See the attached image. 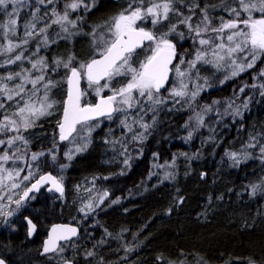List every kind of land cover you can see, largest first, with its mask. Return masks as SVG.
I'll return each instance as SVG.
<instances>
[{
    "label": "trees",
    "instance_id": "trees-1",
    "mask_svg": "<svg viewBox=\"0 0 264 264\" xmlns=\"http://www.w3.org/2000/svg\"><path fill=\"white\" fill-rule=\"evenodd\" d=\"M75 1L78 2L55 0V4L51 3L53 8L48 4L45 7L39 0H22L11 17L10 5L0 8V25H8L10 19L17 18L14 32L0 27V77L6 78L24 69L28 70L26 74L30 79L44 75V80L35 86L24 81L23 76L1 81L7 82L10 90L23 83L25 90L3 103L0 122H4V116L8 115L19 124V117L12 115L16 109L10 104L18 100H23V106L38 103L45 94L44 83L51 80L55 84L48 91L52 107L47 111L51 114L32 117L33 126L26 130L21 127L19 132L15 129L0 132V140L5 141L0 144V156L7 154L9 157L6 161L0 160V175L12 174L2 201H6L9 195L17 198L46 171L55 174L65 185L62 196L42 191L31 201H23V208L27 205L32 212L29 214V210H23V216L29 214L40 230L32 240L22 234L23 229L19 230V235L8 234L2 223L10 225L12 220L0 217V257L8 264H39L36 240L43 238L49 224L71 222L81 228L76 239L78 242L74 244L79 252L72 254L100 255L103 249L109 248L112 253L121 252L125 257L137 254L136 260H122L121 264H249L250 261L264 264V55L252 62V67L227 78L224 83H209L208 89L184 106H181L183 101L178 107L162 105L156 110L154 121L145 117V129L137 127L143 137L138 140L139 137L131 135L122 150L113 149L111 144L124 135V122L116 119L104 122L95 130L92 128L91 133L90 127L87 131L78 130L77 133L89 135V138L84 143L87 145L74 153L68 142H62L58 135L70 71L62 65L57 67L55 61L67 62L71 56L74 59L70 67L79 69L80 64H87L102 54L110 46L113 36L108 34L102 38V44L99 33L109 29L113 17L129 9L130 4L133 8L139 0H115L113 3L104 0L101 5L97 0L91 1V4L97 2L96 6H91L87 0L73 14L66 6ZM231 1L173 0V7L178 12H170L169 18L154 31L155 37L161 39L168 32L164 28L171 29L173 25L179 28L171 31L169 36L177 49L173 68L183 55L195 52L193 31L185 29L181 21L191 17L194 26H202V9H207L211 24L205 37L210 39L208 44H203L200 53L208 52L217 43L211 28L221 26L216 16H221L222 8L230 6ZM156 2L160 4L164 0H143L142 6ZM52 11L61 16L67 11L69 20L75 21V25L67 21L53 23L57 15ZM225 16L227 19L232 17ZM243 16L241 14L240 18ZM25 25H34L27 29L33 35L27 37L26 44L23 43ZM41 28L46 31L41 33ZM9 42L20 47L5 52ZM22 51L24 59L6 63ZM152 53V42H149L127 57L133 67H141L155 54ZM236 55L242 61L251 57L247 49L236 52ZM41 59L47 67H31ZM196 69L192 71L197 73ZM81 76L82 101L94 103L99 95L97 87L106 79L90 86L84 70H81ZM118 77L113 83L115 90L126 84L131 73L123 69V74ZM171 83L172 78L160 90L161 95L166 94ZM35 89L38 91L32 95ZM3 93L0 90V101L6 99ZM106 120H94L89 125L93 127ZM19 135L28 143L19 139L7 143ZM32 153L44 155L33 161ZM26 176L29 178L24 179ZM15 184L21 188L13 187ZM253 186H256L255 194ZM87 188L89 192L85 191ZM90 193H93L94 201L105 196L99 207L87 204L86 196ZM7 201L6 213L13 212L14 223L22 224L21 208H16L12 199ZM95 206L98 210L94 209ZM107 238L117 242H85Z\"/></svg>",
    "mask_w": 264,
    "mask_h": 264
},
{
    "label": "snow or ice",
    "instance_id": "snow-or-ice-1",
    "mask_svg": "<svg viewBox=\"0 0 264 264\" xmlns=\"http://www.w3.org/2000/svg\"><path fill=\"white\" fill-rule=\"evenodd\" d=\"M22 0H0V6L7 8L9 3L19 4ZM44 0H39V3H43ZM82 2V0H81ZM135 2V0H133ZM239 3V10L236 8H226L225 11H229L233 14L234 18L221 22L220 28H211L213 32H223L224 29H229L230 34L227 35V41L230 42V46H226L224 43H220L216 47L224 50L226 48L227 55L231 56L236 52H242L247 49L248 54L252 57V62L258 59L261 55H264V15L259 19L253 18V12H259L264 14V0H237ZM139 3L142 5L143 0H139ZM79 3H72L67 5L66 8L70 7L72 9H76L79 7ZM198 7V5H197ZM178 12L177 9L173 7V0H164L163 3L157 4L153 3L151 7L146 9H142L141 7H136L134 10H131V4L129 5V9H126L125 12L129 14H125V12H121L118 16L112 18V24L109 27L108 31L112 34L113 39L111 40L110 46L106 48V50L101 54V59H93L90 63L80 64V68L70 67L72 60L74 57H69L67 62L56 60L55 64L57 67L63 66L65 69H69L71 75L68 76V98L65 102V107L63 109V121L58 122L60 129V138L66 139L67 135H70L73 131H75V126L77 124H83L88 120H91L94 116H103L108 115L111 118V113L115 111H119L120 109L114 108L113 105L116 103L117 96L121 97L120 103L125 104L128 107H131L132 93L133 91H137L140 96H144L145 93L148 94V98L152 99V92L155 90L156 92L163 86L164 81L167 79L168 74V64L171 62V59L174 55L175 45H173L170 41L166 39H162L156 48V53L147 59V61L141 65V70L137 71L135 69H130L133 73L131 80L126 84V86L119 88L113 91V95L108 96L106 98H101L100 102L95 105H87L86 107L80 106V97L82 93L79 89V80L81 78V70H84V74L89 81V85L93 83H99V80L103 79L105 76L111 78L114 73L118 74L119 70L115 68V64L117 60L123 59V63L126 64L128 62V57L124 56V53H131L134 47L138 46L140 42L143 40H153L154 37L151 32H146L143 28L137 29L134 27L137 20L142 19L143 16L151 15L153 17V23L159 22L161 19H167L169 12ZM16 12V9H13V13H9L11 17ZM204 13L203 21L204 24L203 29L197 25L194 31H196L197 35L202 31H209V25L211 24V20L208 17L207 9H202ZM241 12L247 14L246 19H241ZM54 15H57V19L53 21L56 24H62L63 21H67L68 23L75 25V21H70L68 18V12L61 16L53 12ZM179 14V13H178ZM182 15V14H181ZM191 17L185 18L182 23H188ZM17 24L16 19H10L8 25H0V27H5L8 31H15V26ZM240 25H244L242 28ZM50 26V25H49ZM29 27H34V25H25V39L23 43H27V37H31L33 33L31 31H27ZM188 27L191 29L192 25L188 24ZM245 28L247 30H245ZM67 32V28L63 29ZM171 30H175V25L172 26ZM46 31V28H41L40 32L43 33ZM127 37V39H125ZM47 38L45 37V40ZM223 39V38H221ZM200 44H208V40L200 39ZM14 47H20L19 44H9L4 49L5 52H10ZM214 55L218 57V59H223L224 57L218 56V53L213 52ZM203 58V54L198 52L196 55V60H201ZM24 59L22 53L15 56L14 59H9L6 63H15L16 61ZM235 63V61H233ZM195 61L189 63V67H193ZM38 65H43L47 67L44 63L43 59L36 61L32 64L33 68H36ZM239 70L242 71L244 69L243 65L238 66ZM247 67H252V63H249ZM177 71H179L177 69ZM27 69L22 70L21 73L9 74L6 78L0 77V81L7 79L12 80L16 77L23 76L24 81H28L35 86L40 81L44 80V75L41 74L37 76L35 79H30L29 75L26 73ZM236 73L234 72L233 75ZM183 75V73H180ZM55 84L48 80L44 83L43 87L45 90L44 97L40 102L39 107H35L30 103H25L24 107H20L18 112L13 113V116H18L20 119V123H17V120L11 119L8 115L4 116V122H0V132L9 129H15V131L19 132L20 128L23 127L25 130L29 127L33 126L32 117H38L46 114H51L47 110L52 107L51 103H47L48 101V91L50 87H54ZM108 85L105 84V87ZM182 87H187L186 85H182ZM24 84L21 83L16 86L14 90L8 89L7 85L3 86L2 91L7 96L8 100H12L14 98L13 92L15 95L19 96L22 92H24ZM38 89H35L32 95H35ZM99 91V90H98ZM174 94L177 96H184L185 93L183 91H175ZM196 92H193L191 95L194 98L196 96ZM161 101L157 100L156 103H160ZM0 108H4V104L0 102ZM147 127V125H144ZM191 135V133L189 134ZM17 139L23 141L25 144L28 142L24 139L22 135L13 136L11 139L7 141V143L12 144ZM5 143V141L0 140V144ZM82 149H77L80 151ZM264 151V149H262ZM44 155V153H32L31 158L33 161L37 160L39 156ZM235 159L236 154H231ZM9 157L7 154L0 156V160H8ZM55 159V157H53ZM11 173H9V178H11ZM17 175L19 173L17 172ZM31 173L29 174V176ZM29 176L24 177V179H28ZM51 181L52 187L63 194V185L61 180H58L56 177L51 175L41 176L39 180L36 181L35 184L31 186L25 193L26 197L29 192L38 190V186L43 183ZM16 185H13L15 187ZM253 194H255L256 186L252 187ZM107 195V193H105ZM23 199V198H22ZM17 205L20 204V200L16 201ZM90 207V206H89ZM6 215H11V213H6ZM29 223H31L29 221ZM35 229V225H32V230ZM55 231V229H53ZM73 235L76 233L75 229L69 230ZM67 239V237H64ZM55 243L51 240L46 243L44 246V251H55ZM63 249H61L62 251ZM88 255H92V253H88ZM0 264H5L3 259H0ZM65 264H70V262H65ZM249 264H255L254 261H250Z\"/></svg>",
    "mask_w": 264,
    "mask_h": 264
},
{
    "label": "rangeland",
    "instance_id": "rangeland-1",
    "mask_svg": "<svg viewBox=\"0 0 264 264\" xmlns=\"http://www.w3.org/2000/svg\"><path fill=\"white\" fill-rule=\"evenodd\" d=\"M86 1L87 0H82V2H81V0H78V2L75 1V3H79L80 6H82V5L86 4ZM88 1H89V4H91V1H94V0H88ZM43 3H45V4H43ZM43 3H42V5H44L45 7L48 4V7L50 5L51 7L54 8L53 4H55V0H44ZM51 3H53V4H51ZM72 3H70V4H72ZM138 3H139V1H138ZM19 4L9 3L10 7L12 8V11ZM96 4H97V2H95V6H96ZM1 7L2 6H0V8ZM79 7H77L76 9H72V8L68 7L67 10H69V12H72L73 14H75L76 12L79 11ZM229 7L236 8L237 10H239V3L237 2V0H232L230 3V6H228L227 8H229ZM39 10H41V9H39ZM44 10L45 9H43V11ZM222 11H223L222 12L223 16H224V14H227L229 16L233 15L231 12L225 11V8L224 9L222 8ZM52 13H53V11H52ZM42 14H44V12ZM241 14H244L243 19L247 18L246 13L241 12ZM222 15L216 16L217 22H219V23L222 22L223 19H220V17L222 18ZM260 15L261 14L259 12H255V11L253 12V18L254 19L261 18ZM145 17L146 16H144V18ZM225 18H226V16H225ZM13 19H17V18L14 17ZM231 19H233V18H231ZM227 20H230V19H226L225 21H227ZM163 21H164V19H161V21L157 22L156 24L159 25ZM183 24H184L185 29L193 31L192 35L195 36V38L193 39L194 40L193 43H195L194 44L195 45V52H194V54H189L188 56L183 55L182 58L180 59V61L177 63V65L173 68V73L171 76L172 83L169 86V88L167 89L166 94L161 95L160 90L158 92L153 90L152 99H149L147 93H145L144 96H140L138 94V92L134 90L132 93V100H131L132 106L131 107H128L125 104H121L120 103L121 97L117 96L115 106L117 109H120L119 111H115L111 115V118L108 117L106 121H99V122L95 123L93 127H91V125H89V124H92L90 122L81 124V126H79V129H78L79 131L80 130L87 131V129L90 127L89 133H91L92 128H93V130H95L97 127L101 126V124H103L104 122L110 123L112 121H115L116 119H119L120 121L124 122V125H123L124 135H123L121 140H119V141L115 140L111 144H112L113 149L119 148L122 150V148L124 147V145L126 143L125 141L130 140L131 135H133L134 137H136V136L139 137L138 140L140 139V137L141 138L143 137V134H141V132L138 130L137 127L145 129L146 128V127H144V125L146 123V121L144 120L145 117L149 116L150 118L153 119L151 121H154L157 117L154 114H157L156 110L159 109L160 107H162V105L165 104V105H167L168 108H172L175 106L178 107V104H181L183 101L184 103L181 106H184L190 100H192L193 97L191 94L193 92H196L197 93L196 96H197L199 93L203 92L204 89H208L209 83L214 84L215 82H218V84H222L225 82V80H227V78H233V77L243 73L246 69L249 68V67H247V65L249 63H252V57H250L246 61L245 60L242 61L241 58L238 55H236V53L229 56V55H227L226 48L224 50H221V49L216 47L220 43H224L226 46H230V42L227 41V35H229L230 31H231L229 29H224L223 32H214V34H215L214 36L217 38L216 39L217 40L216 45L210 51L202 53L203 58L201 60H196L197 53L201 52L202 47H203V45L199 43L200 39H204V40L209 41L210 38H206L205 37V35H206L205 31H202V30H201L200 34L197 35L196 31L193 30L197 27V25L194 26L190 22V20L188 21V23H183ZM188 24L192 25V28H191L192 30L188 27ZM199 27L201 29H203L204 24L202 26H199ZM240 27L244 28L245 26L240 25ZM218 28H220V27H218ZM171 29H172V27H171ZM171 29H170V31H168L166 33L167 35L165 38L156 39L152 42L153 53L156 52L157 44L162 39H166V40L172 42V40L169 39L171 31L174 32V31L178 30L179 28H177L175 26V30H171ZM245 30H247V29L245 28ZM108 34L110 36H112V34L108 31V29L99 33V35L101 37L100 42L102 44H104V40L102 38H104ZM221 38H223V39H221ZM195 39H196V41H195ZM175 49H176V47H175ZM214 51L216 53H218V56H222L224 58L218 59V57L213 54ZM21 53H23V51L20 52L19 54H21ZM15 56L12 59H14ZM146 61H144L142 64H144ZM193 61H195L194 66L189 67V63L193 62ZM233 61H235V63H233ZM119 65L121 67H119ZM119 65L115 67L116 69L119 70V73L118 74L114 73L111 78L108 77L100 86L97 87V92L99 93L98 97L102 96L103 94H107V93H105L107 90L110 91L108 94L113 95V91L115 90V89H113V83L115 81H117L115 79L119 78L118 76H121L123 74V69L124 70L127 69L128 72L131 73V77H132L133 73L130 71V69H135L137 71L141 70V67H133V65H131L129 58H128V62L126 64H124L122 61ZM240 65L244 66V69L242 71L239 70L238 66H240ZM31 67H32V65H31ZM195 68H197L196 69L197 73H194V71H192ZM177 69L179 71H177ZM204 71H206V72L204 73ZM234 72L236 73L235 75H233ZM180 73H183V75H180ZM131 77L128 79L126 84L131 80ZM5 84L8 86L7 82H1L0 81V90L3 89V86ZM19 84H16V85H19ZM105 84H107L108 86L105 87ZM126 84H124L120 88L126 86ZM182 85H186L187 87L186 88L182 87ZM174 90L175 91H183L185 93V95L184 96H177L174 94ZM12 94H13L14 98H16L17 95H15L14 92ZM3 97L6 98L5 101H0V102L6 103L7 101H11V100L7 99V96L4 93H3ZM157 100H159L161 102L156 103ZM40 102L41 101H38V103H35L32 105H34L35 107H39ZM47 103H51V102L47 101ZM10 105L12 107H15V109H16L15 112H18V109L20 107H24L23 106V100L22 101L18 100V101L12 102ZM115 116H116V118H115ZM134 137L132 138V140L134 139ZM88 138H89V135L76 133L70 139V142H68L69 149L74 153L78 152L77 149H82L85 145H87L84 143H86L88 141ZM126 147H128V146H126ZM0 174H1V168H0ZM9 179H10L9 174H6V176H3V177H1V175H0V217L6 216L5 218H9L10 220H12V223L10 224V225H12V224H14L15 215L13 212H11V215H6V211L8 208L7 199H9V200L12 199L14 204H15V207L20 208V206H21V195L23 193V190L19 193L17 198H14L12 195H9L6 197V201H2L3 192L7 188L6 185H7V182L9 181ZM15 188H21V186L18 184V185H16ZM86 190L88 192L90 191V190H88V188L85 189V191ZM14 193H16V192H14ZM104 197H105L104 195H101V196L97 197V200L94 201L93 200V193H90L86 196V202L88 205L95 204L96 206H98V205H100L101 202L104 201L103 200ZM17 200H20L19 205H17V203H16ZM9 206H10V204H9ZM10 225H7L6 222L2 223V227H4V228L6 227L9 231V233L12 234V233H14V231H13V229L11 231L9 230L8 226H10Z\"/></svg>",
    "mask_w": 264,
    "mask_h": 264
},
{
    "label": "flooded vegetation",
    "instance_id": "flooded-vegetation-1",
    "mask_svg": "<svg viewBox=\"0 0 264 264\" xmlns=\"http://www.w3.org/2000/svg\"><path fill=\"white\" fill-rule=\"evenodd\" d=\"M97 2L98 3H100V5L102 4V3H104V0H97ZM107 2V4H108V1H106ZM113 2H116L115 0H112V3ZM111 3V4H112ZM115 4V3H114ZM111 5L112 7L113 6H115V5ZM92 5H94L95 6V2H93L92 4H91V6ZM136 7H141L142 9H146V8H148V7H151V5H141V4H136L133 8H131V10H134ZM125 12V11H124ZM170 13V12H169ZM120 13H118L116 16H118ZM125 14L127 15V14H129L128 12H125ZM115 16V17H116ZM169 16V15H168ZM230 16H232L231 18H234V16L233 15H230ZM169 18V17H168ZM167 18V19H168ZM230 18V19H231ZM222 19H227V18H225L224 16H222ZM165 20V19H164ZM161 21V20H160ZM112 24V23H111ZM134 27H136L137 29H139V28H143L145 31H148V32H151L152 34H153V36H154V39L153 40H151L150 42H153L154 40H156L157 38L155 37V35H154V31H155V29H157V28H159L158 26H157V24L155 23H153V17L149 14V15H147L145 18H144V16H143V18L142 19H140V20H138V21H136V23H135V25H134ZM165 29V32H167V31H170V28H164ZM103 31V30H102ZM149 43V42H148ZM147 43V44H148ZM172 43V42H171ZM146 44V45H147ZM173 44V43H172ZM174 45V44H173ZM145 46V45H144ZM143 47V46H142ZM138 48H141V47H138ZM138 48H136V49H138ZM135 49V50H136ZM134 50V51H135ZM156 53V52H155ZM130 54V53H129ZM128 54V55H129ZM127 55V56H128ZM120 64V63H119ZM95 103V102H94ZM92 104V103H91ZM108 118V116H106V117H103V118H100V119H107ZM98 120V119H97ZM92 121H94V120H92ZM88 122H91V121H88ZM85 123H87V122H85ZM79 126H81V124L80 125H78V127H77V131H78V128H79ZM77 131L75 132V134L77 133ZM74 134V135H75ZM58 135H59V133H58ZM73 137V136H72ZM71 137V138H72ZM70 138V139H71ZM60 139V138H59ZM70 139L68 140V141H66V142H70ZM22 154H23V152H22ZM22 168H23V156H22ZM43 191H45V192H52V191H49L48 189H44ZM42 192V191H41ZM40 192V193H41ZM40 193H38V194H33L29 199H27V200H25L24 202H26V201H31L32 200V197L34 196V195H39ZM28 204V203H27ZM27 206V205H26ZM24 207L23 208V200L21 199V206H20V208H21V214H22V216H21V219L23 220V223L22 224H17V223H14V224H12V225H10L9 226V230L11 231L12 229H13V231H14V233H12V234H17V235H19V230L20 229H23V231H22V234L23 235H25L28 239H30L29 238V235H28V226H27V223H26V217L27 216H29L34 222H35V220L29 215L30 213H32V212H30V210L28 209L29 207ZM99 207V206H98ZM98 207H96L95 206V210H98L97 208ZM23 210H29L28 211V213L29 214H26V215H24L23 216ZM89 219H90V217H89ZM36 223V222H35ZM56 223V222H55ZM53 224V223H52ZM36 225H37V223H36ZM50 225L51 224H49V226H48V229H49V227H50ZM86 225H88L89 227H92V224L91 223H87ZM105 226H107V225H105ZM48 229L46 230V233H45V235L43 236V238L41 239V240H36V243H37V245H39V255H40V251H41V248H42V246H43V243H44V239L46 238V236H47V232H48ZM40 230H39V226L37 225V233H36V235L38 234V232H39ZM80 232H81V228H80ZM8 233V232H7ZM8 234H10V233H8ZM36 235H35V237H36ZM80 235V234H79ZM34 237V238H35ZM34 238H32V239H34ZM32 239H30V240H32ZM77 238H75V239H72V240H70V241H67V242H64V243H62L58 248H57V250L56 251H54L53 253H51V254H48V255H45V256H41L40 255V263L39 264H59V263H61V264H65V262L67 261V262H70V264H109L108 262H111V264H121V262H122V260H126V261H129V260H136V258H137V254H135V255H132V256H123L122 254H121V252L120 253H117V254H114V253H112V250L111 251H109L108 249L109 248H105V249H103L102 250V252H103V254H100V255H88V254H86V255H82V254H72V252H79V250H77L78 248H75L74 247V244L75 243H77L78 241L76 240ZM108 240H95V239H88V240H85V242H87V243H93L94 241H96L97 243H104V242H106V243H110V244H113V243H116L117 242V240H113V239H110V238H107ZM23 240H24V236H23ZM67 245H69V247L67 246ZM61 249H63L62 251H61ZM85 251V250H84ZM126 263H128V262H126ZM128 264H130V263H128Z\"/></svg>",
    "mask_w": 264,
    "mask_h": 264
},
{
    "label": "water",
    "instance_id": "water-1",
    "mask_svg": "<svg viewBox=\"0 0 264 264\" xmlns=\"http://www.w3.org/2000/svg\"><path fill=\"white\" fill-rule=\"evenodd\" d=\"M146 32H148V31H146ZM153 35V34H152ZM154 37V36H153ZM125 39H127V37H125ZM151 40H147V39H145V40H143L142 42H140L139 44H138V46H136V47H134L133 48V50L131 51V52H133L136 48H138V47H142V46H144V45H146L148 42H150ZM129 53H124L123 55L124 56H127ZM102 58V56H101V54L99 55V56H96V57H94V58H92L88 63H90L93 59H101ZM176 60H177V51H176V49L174 50V55H173V57H172V59H171V62L168 64V74H167V79L164 81V83H163V86L159 89V90H162L164 87H166V85L168 84V82L170 81V79H171V76H172V72H173V66H174V64H175V62H176ZM123 61V59H121V60H117L116 61V64H115V67L119 64V63H121ZM71 75V73H69V76ZM84 76H85V78H86V80H87V77H86V75L84 74ZM108 77L107 76H105L103 79H101V80H99V83H101L103 80H105V79H107ZM82 76H81V78H80V80H79V89H80V92L82 93V95H81V97H80V106L81 107H86L87 105H89V104H91V103H83V87H82ZM88 81V80H87ZM89 82V81H88ZM96 84H98V83H96ZM68 89H69V84H68V80H67V92H66V97H65V100H64V104H63V109H64V107H65V102L67 101V98H68ZM108 96H111V94H103L102 96H99L98 98H97V100L95 101V103H92L91 105H95V104H97V103H99L100 102V100H101V98H106V97H108ZM113 107L114 108H116V106H115V103H114V105H113ZM114 112H112L111 113V115L113 114ZM106 116H108V115H103V116H94L91 120H88V121H92V120H97V119H100V118H103V117H106ZM63 121V110H62V114H61V118H60V121L59 122H62ZM88 121H86V122H88ZM78 125H80V124H77L76 126H75V131H73L70 135H67V138L66 139H61L60 138V129H59V124H58V133H59V138H60V140L62 141V142H66V141H68L74 134H75V132H76V130H77V127H78ZM47 175H51V176H53V177H56L58 180H60L55 174H53L52 172H50V171H46V172H44V173H42V174H40L24 191H23V193H22V195H21V199L23 200V201H25V200H27V199H29L33 194H38V193H40L41 191H43L44 189H48L49 191H52V192H55V193H57L58 195H60V196H62L63 194H64V191H65V185L62 183V185H63V189H64V191H63V194H61L60 192H58V191H56L53 187H52V182L51 181H47V182H43V183H41L39 186H38V190H33V191H31V192H29L28 193V195L25 197L24 196V193L29 189V188H31V186L33 185V184H35L36 183V181L37 180H39V178L41 177V176H47ZM205 176V175H204ZM26 223H27V226H28V235H29V238L30 239H32V238H34L35 237V235H36V233H37V225H36V223L29 217V216H27L26 218ZM29 221L31 222V223H29ZM32 225H35V229L34 230H32ZM53 229H55V231H53ZM70 229H75L76 230V233L73 235L69 230ZM79 234H80V227L77 225V224H74V223H71V222H56V223H53V224H51L50 225V227H49V229H48V232H47V236H46V238L44 239V243H43V246H42V248H41V251H40V255L41 256H45V255H48V254H51V253H53L54 251H49V252H45L44 251V246H45V244L46 243H49L50 242V238H51V240L52 241H54V243H55V248H56V250H57V248L62 244V243H64V242H67V241H70V240H72V239H75V238H77L78 236H79ZM64 237H67V239H65ZM55 250V251H56ZM0 259H3L4 261H5V264H8L7 263V261L4 259V258H2V257H0ZM255 264H258V263H255Z\"/></svg>",
    "mask_w": 264,
    "mask_h": 264
}]
</instances>
